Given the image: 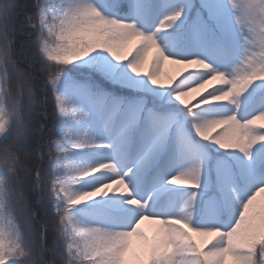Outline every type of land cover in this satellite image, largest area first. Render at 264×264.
Masks as SVG:
<instances>
[{"label":"snow or ice","instance_id":"6c2138e0","mask_svg":"<svg viewBox=\"0 0 264 264\" xmlns=\"http://www.w3.org/2000/svg\"><path fill=\"white\" fill-rule=\"evenodd\" d=\"M0 264H264V0H0Z\"/></svg>","mask_w":264,"mask_h":264},{"label":"rangeland","instance_id":"374dc122","mask_svg":"<svg viewBox=\"0 0 264 264\" xmlns=\"http://www.w3.org/2000/svg\"><path fill=\"white\" fill-rule=\"evenodd\" d=\"M170 66V68H172L173 66H171V65H169ZM171 70V69H170ZM172 71V70H171ZM145 227H146V229H150L151 228V226H149V225H145Z\"/></svg>","mask_w":264,"mask_h":264},{"label":"bare ground","instance_id":"6f19581e","mask_svg":"<svg viewBox=\"0 0 264 264\" xmlns=\"http://www.w3.org/2000/svg\"><path fill=\"white\" fill-rule=\"evenodd\" d=\"M168 69L174 71V66L172 68H170V66H168Z\"/></svg>","mask_w":264,"mask_h":264}]
</instances>
